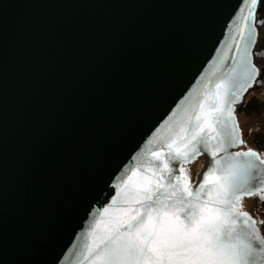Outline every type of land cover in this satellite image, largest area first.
Listing matches in <instances>:
<instances>
[{
	"label": "water",
	"instance_id": "1",
	"mask_svg": "<svg viewBox=\"0 0 264 264\" xmlns=\"http://www.w3.org/2000/svg\"><path fill=\"white\" fill-rule=\"evenodd\" d=\"M245 7L0 0V264H72L149 141L239 68Z\"/></svg>",
	"mask_w": 264,
	"mask_h": 264
},
{
	"label": "snow or ice",
	"instance_id": "2",
	"mask_svg": "<svg viewBox=\"0 0 264 264\" xmlns=\"http://www.w3.org/2000/svg\"><path fill=\"white\" fill-rule=\"evenodd\" d=\"M259 3L245 0L241 9L244 47L234 75L185 109L177 131L149 141L159 147L136 157L114 184L116 195L97 211L72 264H264V219L242 210L245 198L264 203V158L252 148L229 152L245 143L235 105L264 83L251 59ZM202 154L212 165L194 187L187 165Z\"/></svg>",
	"mask_w": 264,
	"mask_h": 264
},
{
	"label": "rangeland",
	"instance_id": "3",
	"mask_svg": "<svg viewBox=\"0 0 264 264\" xmlns=\"http://www.w3.org/2000/svg\"><path fill=\"white\" fill-rule=\"evenodd\" d=\"M261 21H264V14L261 16L256 15L255 26L258 29L259 36L252 49V61L260 69L259 81H264V23H261ZM251 98L256 99L260 104V111L257 113L245 114L238 109L241 103L235 105V114L241 129L242 139L245 141L243 145L236 146V151H247L248 148H252L264 158V83H257L248 89L243 96L242 103ZM202 162L203 159L199 156L195 163L187 165L190 169L192 182L200 170ZM242 210L249 212L253 217L264 219V203H261L257 197L245 198ZM260 232L264 235V226H260Z\"/></svg>",
	"mask_w": 264,
	"mask_h": 264
},
{
	"label": "trees",
	"instance_id": "4",
	"mask_svg": "<svg viewBox=\"0 0 264 264\" xmlns=\"http://www.w3.org/2000/svg\"><path fill=\"white\" fill-rule=\"evenodd\" d=\"M263 14H264V0H260V3L256 9V15L261 16ZM239 105L240 106L238 107V109L245 114L257 113L260 111V104L254 98H251L245 103H241Z\"/></svg>",
	"mask_w": 264,
	"mask_h": 264
}]
</instances>
